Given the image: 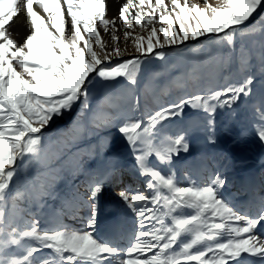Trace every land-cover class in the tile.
Instances as JSON below:
<instances>
[{
	"label": "snow or ice",
	"instance_id": "6c2138e0",
	"mask_svg": "<svg viewBox=\"0 0 264 264\" xmlns=\"http://www.w3.org/2000/svg\"><path fill=\"white\" fill-rule=\"evenodd\" d=\"M62 4L67 6L70 27ZM203 5L189 0H170L169 4L139 0L135 7L140 10L133 14L129 11L133 0H125L118 15L125 29L123 39L125 43L131 39L139 55L121 60L124 49L118 44L116 18H107L105 0H0V264H253L247 257L264 264V233L258 231L264 226V197L254 214L237 210L224 199L220 189L226 180L219 175L203 186L191 182L181 186L173 173H162L150 161L155 155L159 163L170 165L174 155L188 151L185 134L172 138L163 132L162 123L182 116L186 106L202 109L211 117L217 108L231 109L241 97L251 96L254 77L243 75L250 59L243 48L236 58L243 78L228 82L231 77H225V86L219 91L190 94L140 117L116 111L93 119L97 127L115 124L132 150L139 174L149 177L147 194L119 192L135 217L130 232L118 228L106 238L96 235L98 201L107 173L94 176L84 194L77 190L64 199L49 227L41 228L40 218L21 207L24 203L43 207L45 197L56 198L48 182L21 184L20 171L33 163L47 165V157L41 155L43 130L77 103L84 115L97 84L104 90L98 110L105 104L118 109L114 89L136 85L144 59H165L169 54L166 46L215 34L214 40L209 37L211 42L234 51L235 36H264V16L251 23L264 10V0H220L216 6L203 0ZM21 8L30 23L22 42L10 32ZM97 22L111 36L110 50ZM154 22L161 25L159 29ZM136 26L148 30L147 37L133 36L128 29ZM260 63L264 70V51ZM138 105L139 100L130 105L129 112L135 113ZM254 111L260 125L257 136L264 142V96ZM207 124L213 126L214 120L208 119ZM79 130V125L71 130L73 138ZM157 139L159 144L154 143ZM209 139L215 142L214 136ZM81 208L89 211L87 228L70 229L59 222L62 214L71 213L75 218ZM124 239L128 240L126 248L120 244Z\"/></svg>",
	"mask_w": 264,
	"mask_h": 264
},
{
	"label": "rangeland",
	"instance_id": "374dc122",
	"mask_svg": "<svg viewBox=\"0 0 264 264\" xmlns=\"http://www.w3.org/2000/svg\"><path fill=\"white\" fill-rule=\"evenodd\" d=\"M154 2L155 0H152L153 4ZM165 3L169 4L170 0H165ZM189 3H196L200 7L204 6L203 0H189ZM219 3L220 0H209V4L213 6ZM122 4L118 5L116 17L119 15V8ZM66 10L67 8L64 9V12ZM135 12L132 11L133 14ZM261 16H264V10H261L251 23L254 21L256 23ZM65 17L66 23L68 22L67 26L70 27V17H67V12ZM107 18L113 19L114 16L107 14ZM156 19L158 20V15ZM116 20L118 36L124 46L122 56L124 59L138 56L139 54L135 53L132 40L129 39L125 43L123 39L125 29L122 22L118 18ZM144 23L146 21H142V24ZM132 24L135 25V21H132ZM160 26L159 23H155L157 29ZM97 27L102 41L108 47L112 44L109 33H106L98 22ZM176 28L178 30V24H176ZM128 30L132 32L133 36L143 35L147 37L148 34V30L142 31L139 26L138 30L134 28ZM52 31L55 30L52 29ZM135 32L136 34H134ZM27 34L29 33L25 35ZM82 35L87 38L86 33L82 32ZM158 35L162 38L161 33ZM209 37L214 40L215 34L199 37L196 41L189 40L179 46H166L165 50L169 54L163 60L144 59L142 71L137 77V84L127 88L117 86L114 89L116 95L119 96V99L115 101L119 105L118 109L105 104L102 110H98V104L103 97L104 90L100 88L99 84L93 87L92 95L89 98L90 108L84 109V115H80L81 106L77 103L72 111L67 112L61 118H57L55 122L46 127L41 155L42 158L47 157V165L33 163L27 168H22L18 177L20 183L23 184L25 181H33L37 185L45 182L50 183L55 189L56 198L45 197L43 203H53L56 199L59 200L57 195L65 189L63 180L71 186L69 191L72 192V195L77 190L84 194L87 191L89 181L94 177L88 170L91 168L96 174L97 164L105 160L112 171V177L105 184L108 188H113V191L118 192L128 189L137 191L138 186L131 187L127 183V169H117L119 162L126 167L136 168L134 156L127 141L118 132L115 124L97 127L92 122L93 119H103L116 111H119L122 116L135 115L140 117L148 112L158 110L161 106L166 107L172 102H178L180 98H186L190 94L205 95L209 91H219L225 86V77H231L228 82L243 78L238 72V64L236 63L241 48L246 49L250 54L248 69L243 75L250 74L254 77L251 96L241 97L240 101L231 109L217 108L211 117L202 109L186 106L182 116L170 118L162 123H164L163 132L172 138H175L180 131H184L186 141L189 144L188 151H181L179 155H174L170 165L159 163L155 155L150 157V161L157 165L162 173H173L176 182L181 186L190 182L197 184L196 180L201 175L200 173L209 165L214 172L211 177L199 181L203 186L217 176V166L219 168L221 166L224 174L225 171L227 172V175L220 176L227 182L231 164L230 158L224 155L223 150L227 149L233 155L241 153L248 157L254 156L256 159H260L259 156L264 157V142H261L257 136L260 125L254 111L261 97L264 96V70H262L260 63L261 52L264 51V36L259 33L244 37L237 35L234 38L236 42L234 51H229L223 44L211 42ZM82 44L83 41H81ZM93 47H96L94 43ZM110 48L111 45L108 50ZM120 82L122 85L126 84L123 78H120ZM137 100H139V105L136 112H129L130 105L135 104ZM208 119L214 120L213 126L210 127L207 124ZM78 125L80 130L73 138L71 130H76ZM64 133L69 135L65 136ZM210 136H214V143L210 141ZM159 142V139L154 141L156 144ZM212 149L215 150V155L218 154L216 163L212 161L210 155ZM192 154H196V157H193ZM196 164L201 169L196 168ZM120 171L121 173H119ZM147 178L149 179V177ZM12 187L15 190L17 184L14 182ZM120 202L122 212L129 213L135 220L127 204L122 199ZM21 207L28 209L30 216L34 215L40 218L41 228H45L44 220H50V226L56 221L54 214L57 211L45 213L42 207L36 204L24 203ZM64 219L65 216L62 214L59 217V222L70 229L82 230L83 227L80 226L87 224L86 220L80 216L76 217L70 225L65 223Z\"/></svg>",
	"mask_w": 264,
	"mask_h": 264
},
{
	"label": "bare ground",
	"instance_id": "6f19581e",
	"mask_svg": "<svg viewBox=\"0 0 264 264\" xmlns=\"http://www.w3.org/2000/svg\"><path fill=\"white\" fill-rule=\"evenodd\" d=\"M124 2H125V0H105L106 6H107L106 15L108 14L110 16H114V18H118V17H116V15H117L116 10L118 8V5L120 3H124ZM138 2H139V0H133L134 6L132 8H130L129 11H131V12L132 11H139L140 9L138 7H135V5L138 4ZM34 8L38 12H42V10L38 8V6L34 5ZM62 8L65 9V8H67V6L62 4ZM144 11L147 12V7H145ZM117 12H118V10H117ZM111 27L112 26H109L110 30H111ZM116 28L118 29L117 20H116ZM29 29H30V23H29L27 15H26V10L21 8L19 15L14 18V20L12 21V23L10 25V32L12 33V35L15 39L22 42L23 37L26 36L25 34L30 32ZM134 29L138 30V26L134 27ZM134 34H136V32ZM117 35H118V32H117ZM118 44H119V47L121 49H123L124 46H123L122 42L120 41V39L118 41ZM180 133H181V131H180ZM223 149H224V147H223ZM223 151L225 153L224 155L228 156V158H230V164L231 165H230V171L228 173V175H229L228 180H227L226 184L223 187H221L220 191L223 194V197L225 200H226V198H232L234 200L235 209L242 210V211H249L250 214H254V212L256 211V204L258 203V201L261 197H264V187L262 186V182H261V187L259 188V190L257 192H255V194H253V193L250 194L251 198L248 201H245V193L243 192V187H242L241 182H242V177H244L245 175L247 176L248 172H251V171L260 170L261 174L264 175V160H261L264 157L259 156L260 159H256V157H254V156L248 157V156H245L244 154H241V153H237V154L233 155L227 149L223 150ZM192 155H193V157H196V154H192ZM217 156H218V154L214 155L213 152H211L212 161L214 163H216L218 161ZM234 160H235V162L232 163V161H234ZM97 167H98L97 173L94 174L93 169L90 168L88 170L90 172V174L93 176H98L102 173H107V177L104 181V191L100 195L99 201H98V210L99 211H98V216H97V222L102 224L103 232H101V228L98 226V224H96V235L100 238H106V237L110 236L114 232V230H116L118 228H122L126 232H130L131 229L135 226L133 223L134 222L133 216H131L127 212L126 213L122 212L121 202H120L121 198L119 196V192L116 190L113 191V188L112 189L108 188L105 185L107 183V180H109L112 177V171L107 166L105 160L104 161L102 160L100 163H98ZM195 167L201 169L200 166L197 164L195 165ZM117 169H119V170L120 169H127L128 173L133 172V173L137 174L138 176L142 177L143 180L141 183L136 184V185H134V184L132 185L131 184L132 182L130 181V183L128 182V185L131 187L132 186L133 187L138 186L139 188L137 189V191H139V192H143L146 194L149 192V190L146 188V181L148 178L145 176H141L139 174L138 169H136L132 166L126 167L121 162L118 163ZM213 172H214V170L212 169L211 166H209V165L206 166V168L203 169V171L200 173L201 175L196 180L197 185H201V183L199 182V181H201V179H206L208 177H211ZM216 172H217V175H219V176L227 175L226 171H225V174L222 172L221 166H220V168H219V166H217ZM119 173H121V171ZM117 175H116V177L118 178ZM63 182H64L63 186L65 189L57 195V198H59V200L56 199L53 203H51V202L45 203L44 206L42 207L43 212L50 213L52 211L60 210L62 201L64 199L70 198L72 196V194H71L72 192L69 191V188L71 186L68 185L67 183H65L64 180H63ZM138 203H140V202H138ZM149 206L151 207V205H149ZM115 212H120L124 215V219L121 222L117 223L116 225L112 224L111 222L108 223V220L105 219V215L111 216ZM63 216H65V219L63 221L67 224L72 223V221H74V219L78 216H80V218H82L83 220L85 219L87 222V217L89 216V211L87 208H81L79 213L75 216V218L73 217V215L71 213L63 214ZM44 224H45V228L49 227L50 226V220H46ZM80 227H83V229H85V228H87V224H85L84 226H80ZM258 231L260 233H264V226H262ZM120 244H121L122 248H126L127 244H128V240L124 239L120 242ZM247 259L253 261V264H260V262L256 258L247 257ZM116 264H118V262H116ZM192 264H195V263H192Z\"/></svg>",
	"mask_w": 264,
	"mask_h": 264
},
{
	"label": "water",
	"instance_id": "95a60500",
	"mask_svg": "<svg viewBox=\"0 0 264 264\" xmlns=\"http://www.w3.org/2000/svg\"><path fill=\"white\" fill-rule=\"evenodd\" d=\"M119 59L123 60V59H124V57H123V56H121ZM44 130H45V129H44ZM44 130H43V131H44Z\"/></svg>",
	"mask_w": 264,
	"mask_h": 264
},
{
	"label": "trees",
	"instance_id": "16d2710c",
	"mask_svg": "<svg viewBox=\"0 0 264 264\" xmlns=\"http://www.w3.org/2000/svg\"><path fill=\"white\" fill-rule=\"evenodd\" d=\"M253 24H255V21L253 22Z\"/></svg>",
	"mask_w": 264,
	"mask_h": 264
}]
</instances>
